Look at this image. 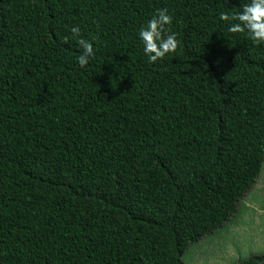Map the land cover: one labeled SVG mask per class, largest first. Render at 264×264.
<instances>
[{"label": "trees", "instance_id": "1", "mask_svg": "<svg viewBox=\"0 0 264 264\" xmlns=\"http://www.w3.org/2000/svg\"><path fill=\"white\" fill-rule=\"evenodd\" d=\"M245 2L0 0V264H186L238 211L264 168V44L220 15ZM165 8L180 44L150 63L138 32Z\"/></svg>", "mask_w": 264, "mask_h": 264}, {"label": "rangeland", "instance_id": "2", "mask_svg": "<svg viewBox=\"0 0 264 264\" xmlns=\"http://www.w3.org/2000/svg\"><path fill=\"white\" fill-rule=\"evenodd\" d=\"M264 253V168L241 199L238 211L223 225L190 244L186 264H237L250 255Z\"/></svg>", "mask_w": 264, "mask_h": 264}, {"label": "clouds", "instance_id": "3", "mask_svg": "<svg viewBox=\"0 0 264 264\" xmlns=\"http://www.w3.org/2000/svg\"><path fill=\"white\" fill-rule=\"evenodd\" d=\"M220 19L231 22L229 32H246L255 44H264V0H248L241 4L239 12L231 15L227 12L221 13ZM171 23L172 17L168 14V10L157 9L146 26L140 28L138 35L144 45V54L150 63L163 59L169 53H175L179 47L177 35L166 27ZM71 33L73 38H79L80 28L73 27ZM64 42H68V37L64 38ZM78 44L82 51L77 57V62L81 68H84L95 56V50L93 43L87 39L79 38Z\"/></svg>", "mask_w": 264, "mask_h": 264}]
</instances>
